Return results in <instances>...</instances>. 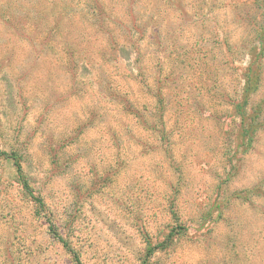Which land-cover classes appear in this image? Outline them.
<instances>
[{"label":"rangeland","instance_id":"obj_1","mask_svg":"<svg viewBox=\"0 0 264 264\" xmlns=\"http://www.w3.org/2000/svg\"><path fill=\"white\" fill-rule=\"evenodd\" d=\"M136 1L164 18L159 49L152 38L139 41L148 42V88L115 67L105 74L97 48L85 55L103 78L78 85L59 54L65 44L46 50L39 43V8L64 16L67 31L52 40L107 41L87 0H0V118L20 133L19 141L15 128L0 135V150L8 140L22 149L33 192L46 204L36 215L12 164L0 158V264H75L48 232L50 214L83 264H141L146 236L155 244L177 223L186 229L153 264H264V126L245 150L235 108L246 68L263 50L254 28L264 22V0ZM103 2L117 21H128L131 0ZM46 14L49 30L54 20ZM117 21L108 24L123 41ZM259 61L261 86L248 110L264 101V53ZM110 86L125 88L148 123L110 97ZM160 86L163 118L153 109ZM154 121L164 123L166 141ZM52 144L59 150L50 153ZM224 195L228 203L218 207Z\"/></svg>","mask_w":264,"mask_h":264},{"label":"trees","instance_id":"obj_2","mask_svg":"<svg viewBox=\"0 0 264 264\" xmlns=\"http://www.w3.org/2000/svg\"><path fill=\"white\" fill-rule=\"evenodd\" d=\"M89 4H91V7L88 9L89 16L94 17L96 19V26L100 28L102 32H104L107 37V41L102 42V45L97 44H91L88 43L87 45L84 44V46H78L77 43L72 40L69 41H62L59 42L58 40H52V35L54 37V33L59 31V34H63V31H67L63 29V23L61 21V18L64 17L63 15H60L59 18V12L54 11H48V12H41V9L39 10L38 15L39 18L36 20L37 25L39 28L38 31V38L39 43L44 44L45 49L47 50L49 45L53 41L57 45L65 44L64 50L59 48L62 63L65 65V67L68 69V71H71V77L74 80V83L80 85L82 82L85 83V80H88L89 83H93L96 81H99L97 77L103 78V75L95 71L96 63L94 60L90 61L88 56L85 55L87 52L85 50L87 49H96L97 52H99V62L101 64V67L103 68V72L109 73L111 71V67H115L118 69L119 72L122 71V78H125L128 76H131L135 79H140L139 82L145 83L142 86L149 87L148 83L146 82L144 78V73L148 71V67H150V56L145 51V46L148 45V42H146V45L140 44V40L142 41L146 37L149 39L152 38V40L155 42V45L157 49L162 46L163 39L161 38L162 30L160 28L161 23L163 24V16L159 17L160 10L149 8L147 6L140 5L139 1L131 0L132 2L129 3L128 6H126L125 12H128L129 18L128 21H117L116 18L109 13L108 7L104 4L103 0H87ZM144 5H146L144 3ZM44 11V10H43ZM48 13L53 17V26L49 30L46 29V26L48 23L46 21H49V18L47 16ZM64 14V13H62ZM108 14V15H107ZM115 20L118 22V31L122 29L123 27V34L117 33L119 35H125L123 38V41H119L115 38V35L113 32L115 31L114 28H110L108 23H112V21ZM159 22V24H157ZM99 30V32H100ZM255 33L258 37L261 38V46L263 48L262 52H257L256 56L253 60L250 61L249 66L246 68L245 73V84L242 87V90L239 91V100L236 103V111L237 114L240 116V122H239V129L240 127L244 128V137L247 135V142L243 144V146L246 148L245 150H248L251 145L254 142V137L256 135V131L261 129L264 126V115H263V103L264 101L260 102L258 106V110L254 109L255 106L251 107V110H248L251 104V97L256 92L259 87L261 86V67L262 64L259 61V56H261L264 53V22L263 24H259L255 26L254 28ZM122 32V31H121ZM61 34V35H62ZM113 39H112V38ZM112 39V40H111ZM70 40V39H69ZM150 42V41H149ZM177 43V42H176ZM178 44H175L174 46L177 47ZM42 49V48H41ZM183 50V53H187L185 50V47ZM61 51L63 53H61ZM235 62V59L230 58L228 61L229 65L232 67V64ZM93 63V64H91ZM114 64V65H111ZM93 65V66H92ZM111 66V67H110ZM152 66V65H151ZM150 69V68H149ZM136 70V71H135ZM95 74V75H94ZM131 78V79H132ZM93 80V81H92ZM113 86L108 87V90L111 91ZM125 88L122 87V90ZM159 91L156 92L157 88L154 89L155 91L152 93L154 98H157V104L153 105V109L159 113V116L163 118V110L165 108V100L163 97V91L162 87H158ZM120 92L115 88V90H112L110 93L112 94L110 97H112L115 101L119 100L122 101L123 107L125 110L129 111V113L136 114L138 118H141L143 121L147 120V116L143 113L142 108L136 109L135 108V102L130 103L128 95H124L125 92ZM146 108V105L143 103V109ZM94 109V108H93ZM136 109V110H135ZM0 113L3 114L4 111L0 108ZM8 112L6 111V114ZM94 113V112H91ZM158 121H162V119H159ZM147 122V121H146ZM148 123V122H147ZM14 123L11 120H5L0 118V135L3 137L4 135L8 136L9 134H12L10 131L12 128H15L16 126H13ZM152 126L157 129V134H161V139L166 141L169 138L168 131L164 128V123L162 122V128L159 127L158 122L154 121V124ZM248 126V127H247ZM16 132L14 134V139L16 141H19V130L18 128L14 129ZM5 132H7L5 134ZM255 133V134H254ZM12 139V138H11ZM12 141V140H11ZM66 139L63 138L61 140V144L57 147H62L66 143ZM6 143H10L9 146L6 145V149L0 150V158H4L6 161H9L14 169L15 178L18 182V184L21 186V192H23L24 195H27L29 198H31V201H33V205L35 207V214L38 216H42L44 214V211L46 209L45 200L42 195H36L33 192V187L31 183V178H29L27 174L26 167L24 165L25 161L27 162V158H25L24 153L22 152V149L17 147L13 142H10L9 140ZM56 146L53 144L51 145L50 153H52V150H57ZM59 150V149H58ZM232 157L228 158V161H231ZM55 163H57V160H55ZM251 192L250 190H243L245 194L246 192ZM237 198H245L242 194H237ZM226 201V202H225ZM228 198L224 195L223 200L219 202V206L221 204H227ZM174 221L177 222L178 212L177 210L171 211ZM51 216V214H50ZM47 217L46 220L49 223L48 224V232L50 234H53L55 238H57L60 243H62L63 247L67 250V252L70 253L73 261L75 264H83L81 257L76 249H74L70 243L58 232V230L55 227V224L52 221L51 217ZM186 229L181 223H177L175 227L169 232V234L165 237L164 240L159 241L157 243H153L148 236H146V249L145 253L142 257L141 264H153L152 258L156 254L157 251L168 249L175 237L181 233L183 229Z\"/></svg>","mask_w":264,"mask_h":264}]
</instances>
